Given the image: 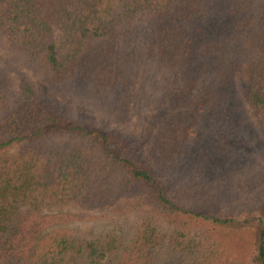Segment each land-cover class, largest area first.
<instances>
[{
	"label": "trees",
	"instance_id": "trees-1",
	"mask_svg": "<svg viewBox=\"0 0 264 264\" xmlns=\"http://www.w3.org/2000/svg\"><path fill=\"white\" fill-rule=\"evenodd\" d=\"M135 37L170 74L149 154L30 76L118 108ZM0 49L22 68L17 83L0 67V264H264V223L238 224L264 210V122L246 116L264 120V0H0ZM202 121L190 169L210 177L171 178ZM255 150L261 172L235 180ZM96 211L109 227H66Z\"/></svg>",
	"mask_w": 264,
	"mask_h": 264
},
{
	"label": "rangeland",
	"instance_id": "rangeland-1",
	"mask_svg": "<svg viewBox=\"0 0 264 264\" xmlns=\"http://www.w3.org/2000/svg\"><path fill=\"white\" fill-rule=\"evenodd\" d=\"M130 48L137 53L136 60L133 64L130 89L124 105L114 108L112 102L108 105L100 106L93 101V96H83L81 93L65 91L42 81L40 78L30 75L34 81V86L38 94L48 100H54L68 108V111L75 116H86L94 119L99 126L104 129H115L125 137L134 139L145 138L147 145L146 152L149 154L151 143L155 138L157 127L160 121L166 116L161 112L163 101V90L166 80L170 77L167 71H160L155 62L141 54L138 38H131ZM0 67L7 70L14 80L19 82L18 72L22 70L20 63L13 60L7 53L0 49ZM241 104L240 99L238 100ZM112 104V105H109ZM246 114V112H245ZM252 124L264 122L259 115L246 114ZM208 127L205 122H200L196 128L195 134L187 145V159H183L170 172L171 178L179 177L181 181L195 182L203 181L201 178L210 177L209 169L206 172L203 169H190V160L192 155L202 152V142L206 139ZM202 145V146H201ZM231 166H236L238 173L235 180L245 178L248 171L261 172L263 165L261 163L262 153L255 150L254 153L246 154L244 158L233 157ZM238 165V166H237ZM185 168V169H183ZM191 170V174L189 173ZM200 170V171H199ZM228 170H225V174ZM229 176V175H228ZM233 181L227 182L223 193L218 198L222 200H231L237 192L233 188ZM102 212H88L87 220L68 224V228L81 231L102 229L109 227L112 220L108 215L100 218ZM264 223V210L249 212L238 218L239 226L253 230L256 234L262 228Z\"/></svg>",
	"mask_w": 264,
	"mask_h": 264
}]
</instances>
